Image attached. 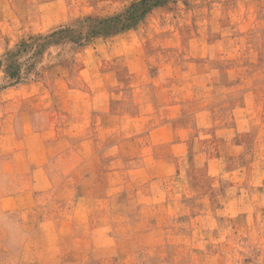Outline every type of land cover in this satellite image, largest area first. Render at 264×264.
Segmentation results:
<instances>
[{"label": "rangeland", "instance_id": "1", "mask_svg": "<svg viewBox=\"0 0 264 264\" xmlns=\"http://www.w3.org/2000/svg\"><path fill=\"white\" fill-rule=\"evenodd\" d=\"M142 1L0 0V264H264V0Z\"/></svg>", "mask_w": 264, "mask_h": 264}, {"label": "trees", "instance_id": "2", "mask_svg": "<svg viewBox=\"0 0 264 264\" xmlns=\"http://www.w3.org/2000/svg\"><path fill=\"white\" fill-rule=\"evenodd\" d=\"M166 0H144L140 4L134 5L132 10L141 8L144 10V12H147L148 10H151L152 8L159 6L160 4L164 3ZM120 18H112L110 20H103L100 21L98 24L100 25H107L110 23L114 22H119L120 23ZM123 28L122 29H127L130 24H127L129 22L123 21ZM127 24V26H125ZM104 30V29H103ZM118 27L115 26L114 28H110L109 30H104V31H93V34H110V33H115L118 31ZM74 30H71L70 28L66 29H61L59 31H55L51 33L50 35H47L45 37L38 38L34 40L31 44H20L17 46V49L13 50L9 55H7V65H6V73H7V78L11 80L10 84L8 86H13L14 84H18L21 81L22 77V64L19 62V57L22 56L24 53L27 52H32L33 51V56L31 59H34L36 56L40 54L41 46L38 44L39 42L42 41H50L54 40L58 36L62 35L63 33L66 32H71L73 33ZM3 67V62H0V69Z\"/></svg>", "mask_w": 264, "mask_h": 264}]
</instances>
